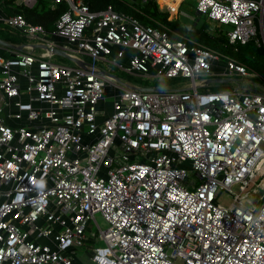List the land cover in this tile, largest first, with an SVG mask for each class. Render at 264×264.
Segmentation results:
<instances>
[{
	"label": "built area",
	"instance_id": "1",
	"mask_svg": "<svg viewBox=\"0 0 264 264\" xmlns=\"http://www.w3.org/2000/svg\"><path fill=\"white\" fill-rule=\"evenodd\" d=\"M48 1L68 4L52 30L0 1V24L25 39L0 55V264H264L259 73L112 6ZM196 11L227 25L230 43H264V0H196ZM53 48L75 64L54 61ZM221 60L224 74L263 92L196 81ZM97 61L192 84L142 90ZM106 91L111 111L97 106ZM187 161L199 182L187 181ZM224 190L228 204L218 201Z\"/></svg>",
	"mask_w": 264,
	"mask_h": 264
},
{
	"label": "trees",
	"instance_id": "2",
	"mask_svg": "<svg viewBox=\"0 0 264 264\" xmlns=\"http://www.w3.org/2000/svg\"><path fill=\"white\" fill-rule=\"evenodd\" d=\"M148 1L149 3L136 0H84L93 11H99L112 6L115 10L133 15L142 22L152 26L160 28L168 27L171 30L170 34L173 38L196 41L208 45L223 54L232 56L245 63L250 69L257 71L259 77L255 78V83L257 86H264V43L259 35L245 43H230L226 34L228 30L227 25H219L211 29V24L202 19L201 15L194 8L191 11L189 10V12L196 19H200L199 25L195 23L196 21L183 24L178 20H169L168 12L161 13L155 0ZM4 2L6 3L8 13L23 14L29 22L40 24L47 30L54 28L55 20L68 8L66 1L59 3L56 7H52L48 0H37V3L32 7L16 4V0H4ZM166 4L171 7L177 6L173 2ZM18 35L21 36L19 33ZM2 38L5 39V37ZM16 42L18 41H13L12 43ZM145 80L149 82V80Z\"/></svg>",
	"mask_w": 264,
	"mask_h": 264
},
{
	"label": "rangeland",
	"instance_id": "3",
	"mask_svg": "<svg viewBox=\"0 0 264 264\" xmlns=\"http://www.w3.org/2000/svg\"><path fill=\"white\" fill-rule=\"evenodd\" d=\"M160 1L165 2V3L173 2L176 4H178L180 2V0H160ZM189 2H191L192 6L196 4V0H189ZM184 6H186V8H188L190 11L193 10V7L191 6V8H192L191 9L189 7L188 3H185ZM175 8H177V7H175ZM175 8H173V10H171V11H173V16L180 19V21H182V22L183 21H187V22H192V21L195 22L196 21L195 22L196 24H198V25L200 24V21H199L200 19L199 20L196 19L195 16L192 15V13H190L189 11L184 10V8H183V10H181V11H184L182 14V12H180L179 10L178 11L176 10L174 12ZM201 18L208 21L211 24L212 28L217 27V23L213 22V21H209L208 19H206V15L202 14ZM0 36L5 37V40H7L11 43L13 41H24L25 40L24 38H22L21 36L18 35L16 30L9 28L8 26H6L4 24H0ZM50 38L51 37H49V39ZM33 41H34V39H33ZM39 51H42V50H40V48H37L36 52H39ZM85 58L91 60L86 55H85ZM53 60L57 61L59 63L65 64V65H74L75 64V61L68 59L64 56H60V55H54ZM120 61L122 63L126 64L125 58L120 59ZM96 63L100 68L110 70L111 72L121 76L126 83H130L132 85L141 84L142 86H144V85H147L149 83L148 85H151V86H154L156 84L158 89H167V88H177V87L187 88L190 84H192L191 78L182 77V76L160 80L161 82L156 81V80L155 81L150 80L149 82H147L145 80V78L141 75L126 73L124 71H121L120 69H118L115 66H109L108 64L100 62V61H97ZM224 64L225 63L223 60L215 63V66L213 67V72L215 73L216 77H220V78L221 77H230V78H233V80L227 81V82H210L207 88L212 89V90L234 89L235 87L238 86V84H240L243 88L244 87H251L252 88L251 83L248 81V78H245V77L240 76V75L224 74V72H225L224 71ZM207 79H208L207 77L205 79L198 77L196 79V81L197 82L207 81ZM157 80H159V79H157ZM112 93L113 92H110V91L107 92L106 91V93L104 94L105 95L104 98L102 100H100L98 105H97L100 109H106V111H110L109 107H110V102L112 99L111 98ZM37 122H39V120H36L33 123L36 124ZM182 166H184L188 170L187 181H194V180H197V182L200 181L198 176L196 175V173L192 170L190 162L187 161ZM234 190L238 191V186H234ZM231 200H232L231 193H229L228 191H225V190L220 194V196L218 198V201L222 204H228V203H230ZM96 220H97V222L101 228H105L108 225V222L104 219V217L100 213H96ZM92 224L94 225V231H98V228H97L94 221H92Z\"/></svg>",
	"mask_w": 264,
	"mask_h": 264
},
{
	"label": "crops",
	"instance_id": "4",
	"mask_svg": "<svg viewBox=\"0 0 264 264\" xmlns=\"http://www.w3.org/2000/svg\"><path fill=\"white\" fill-rule=\"evenodd\" d=\"M136 1H142V0H136ZM156 2H157V4H158V7H159V10L161 11V13H164V12H168V19L169 20H178V21H180V19H178V18H176V17H174L173 16V11H171V10H173V9H170L169 8V6H168V4H166L165 2H161L160 0H155ZM143 3H145L144 1H142ZM146 2H148L149 3V1H146ZM182 2H184V4H182L181 5V3ZM185 3H188V5H189V7L191 8V6H192V4H191V2H189V0H180V2L177 4V8H175V10H174V12L177 10H179L180 12H182V14H183V12L184 11H181V10H183V8H184V10H187V11H189V9L188 8H186V6H184L185 5ZM194 9H195V11H196V4L195 5H193L192 6ZM192 9V8H191ZM171 11V12H170ZM4 12H6V13H8L7 12V10H6V8H5V10H4ZM4 12L3 11H0V16H3L4 15ZM197 12V11H196ZM190 14V13H189ZM186 16V15H185ZM180 22H182V21H180ZM183 24H186V23H189V22H187V21H183L182 22ZM1 38H2V36H0ZM23 38V37H22ZM4 39V38H3ZM0 55H2V56H11L12 55V51L10 50V47H7V46H4V45H0ZM215 76V75H214ZM214 76H211V77H208V79H210V78H212V77H214ZM216 77V76H215ZM202 78V77H201ZM208 79H207V81H208ZM207 81H205L206 83H207V85H206V87L205 88H207L208 87V82ZM255 86H257V85H255ZM258 87V86H257ZM110 111H111V109H110Z\"/></svg>",
	"mask_w": 264,
	"mask_h": 264
},
{
	"label": "water",
	"instance_id": "5",
	"mask_svg": "<svg viewBox=\"0 0 264 264\" xmlns=\"http://www.w3.org/2000/svg\"><path fill=\"white\" fill-rule=\"evenodd\" d=\"M0 45H4V46H7V47H14L16 46L14 43H11L3 38L0 37ZM53 52L56 53V54H60L68 59H71L73 61H76L77 59L73 56V55H70L69 53L61 50V49H58V48H53ZM100 73H103V74H112L115 76V78L120 81V82H124L118 75L116 74H113V73H110L109 71L107 70H104V69H100L99 71ZM233 80V78H230V77H213V78H210L208 79V84L210 82H227V81H231ZM137 87V86H135ZM137 88L139 89H142V90H154V89H158L157 86H138ZM253 91L255 92H263L261 89L257 88V87H254V88H251Z\"/></svg>",
	"mask_w": 264,
	"mask_h": 264
}]
</instances>
